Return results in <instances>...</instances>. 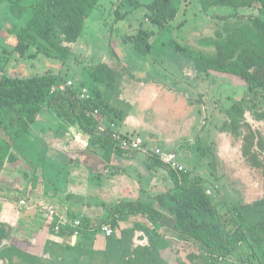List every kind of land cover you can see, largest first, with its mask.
<instances>
[{
  "label": "rangeland",
  "instance_id": "1",
  "mask_svg": "<svg viewBox=\"0 0 264 264\" xmlns=\"http://www.w3.org/2000/svg\"><path fill=\"white\" fill-rule=\"evenodd\" d=\"M38 1L23 0L21 5L32 8ZM133 1L103 0L101 7L97 8L87 20L78 42L68 45L71 48L68 60L52 59L34 49L37 56L34 59L24 60L17 55L11 58L7 74L13 77H30L61 73L66 81L73 82V88L79 92L87 89L88 94L91 95L87 83L92 71L99 64L108 65L117 73V77L115 87L111 89L102 87V98L109 105V117L103 122L110 125L113 120L116 130L142 137L149 149L131 150L127 159L114 157L109 165L99 159L95 164V171L85 170L84 179H80L83 175L82 172H78L69 181H64L67 174L63 165L59 172H49L53 160L47 157L43 158L44 162L42 161L40 168L30 165L36 164V157H32L31 153L44 149L36 137L42 139L44 134L48 132L51 134L54 131L48 128L46 132L35 129L49 125L47 120L53 116L49 113L47 120L39 118L38 123L24 135L28 140L25 147L26 156L21 155L19 164L17 162L15 167L7 168L10 170L4 173L8 175L7 181L3 182V170H0L1 184L7 182L15 187L16 184L22 186L23 183L29 184L33 181L32 185L36 192L40 193L44 190L47 195L58 193L61 197L59 202L63 203L60 210L64 214L69 212L74 216L69 223L84 218L91 226L97 227L122 203L130 205L138 199H143L141 190L146 192L145 195L154 196L173 186L171 175L166 169H151L152 150L160 147L178 155L179 160L190 170V178L200 177L204 180L207 191H210L209 195L214 198L221 213L243 204H253L255 201L263 200L264 173L247 165L242 156L240 140L231 133L223 131V126L228 121L227 109L235 101L243 98L246 92L245 86L243 87L239 79L231 81L217 75L200 76L194 68L193 60L177 52L171 44L175 41L195 51L213 53L210 49L201 48L199 43L203 38L215 37L217 31L224 32L227 27L232 28L237 25V22L229 21L230 26H227L228 23L212 18L213 15L229 14L234 9L218 6L205 14L200 11L197 0H179L180 12L177 19L167 30L159 31L145 18V7L134 8ZM139 1L150 2V0ZM9 3L8 0H0L2 62L7 58L3 52L13 48L15 34L12 33L24 26L25 20L31 16L29 12L22 20L14 19L8 12ZM122 4V10L127 9L132 14L126 20L117 22L110 10L115 11ZM239 11L240 13L254 11L260 14L257 9L243 8ZM260 15L264 16V12ZM140 28L154 32V36L149 39L153 47L148 55H142L134 47L133 37L139 34ZM254 110L264 113V105L260 104ZM3 112L4 115L7 113ZM131 116L136 117L134 120L137 121V128L124 129V119ZM246 118L255 129L264 134V119H258L251 111H247ZM55 133L57 134L56 131ZM0 134L5 135L1 125ZM40 169L45 172L43 175ZM17 172L21 174L20 180ZM45 180L48 182L42 183ZM10 181L13 184L8 183ZM11 191L0 189V193L8 194L9 198L13 195ZM24 192L26 191H20L21 194ZM15 195L19 197H16L18 207L24 208L29 204L25 198H21L22 196ZM47 205L50 204H44L43 207ZM237 212L239 211L235 209L234 214ZM57 213L59 217L47 219L51 220L52 227L56 228L59 225L62 228L64 225L60 217L61 213L59 211ZM242 215L244 219L241 221L239 219V222L244 226L256 224L264 220V205L255 206L253 211L244 210ZM136 221L150 223L139 215L130 216L129 221L121 223V226L129 227ZM38 225L39 222L34 221V225H31L32 230H38ZM115 231L117 235L120 234V230L115 229ZM55 232L58 231L55 229ZM91 232L95 236L100 234L97 231ZM80 235L74 236L78 238L75 239L78 242L81 240ZM138 236L136 238L140 239ZM173 241L176 243L173 247L182 246V242L177 240H171V245ZM146 242L147 239L143 241ZM247 251V255L253 256V251L249 249ZM9 252L7 249L1 252L4 254L3 260L8 264H30L29 259H20V263L14 262V255ZM188 252L191 251L185 250L184 253L182 252L183 255L179 252L175 258L178 260L180 256L185 258ZM87 253L85 251L86 255ZM166 256L169 261L173 260L172 252L170 255L165 254Z\"/></svg>",
  "mask_w": 264,
  "mask_h": 264
},
{
  "label": "trees",
  "instance_id": "2",
  "mask_svg": "<svg viewBox=\"0 0 264 264\" xmlns=\"http://www.w3.org/2000/svg\"><path fill=\"white\" fill-rule=\"evenodd\" d=\"M8 1V12L14 19L22 20L29 12L31 16L25 20L24 26L12 33L15 42L11 50L3 52L7 55L5 61L2 62L0 57V125L5 133L0 134V170L20 162L19 154L26 156L28 140L24 135L39 118L47 120L49 113L53 120L48 129L60 133V128L77 126L90 136L89 152H94V156L102 158L106 164H111L114 157L127 159L131 150L123 149L109 131H98L99 123L109 117V105L102 98V87H115L117 77L108 65L99 64L92 71L87 83L92 98L84 100L76 88L51 93L54 87L67 82L61 73L30 77L7 74L8 64L15 55L24 60L34 59L37 57L34 49L52 59L68 60L71 55L68 45L78 42L87 20L101 7L103 0H39L32 8L21 5L23 0ZM197 1L200 11L205 14L213 7L233 8L229 14L213 15L212 18L228 23L227 26H230L229 21L237 22V25L227 27L224 32L217 31L213 38L201 40L200 47L212 50L211 54L195 51L175 41L171 44L177 52L193 60L200 76L217 75L231 81L239 79L245 86L243 98L227 109L228 121L223 131L240 140L247 165L264 173V134L246 118L247 111H251L258 119H264V113L254 110L260 104L264 105V16L260 15L264 12V0ZM123 4L115 11L110 10L117 22L132 14L127 9L122 10ZM132 5L134 8L144 6L145 18L159 31L167 30L180 12L179 0H150L148 3L134 0ZM243 8L257 9L260 14L254 11L240 13ZM153 36V31L140 28L139 34L133 37L135 49L142 55L150 54L153 45L149 39ZM3 111L7 113L4 115ZM95 112L98 119L89 116ZM111 122L114 124L113 120ZM53 123L57 129L53 128ZM46 129L40 128V131ZM152 158L151 169L163 168L171 175L173 186L170 189L154 196L145 195L146 192L141 190L143 199L130 205L122 203L97 227L83 218L79 230L64 225L58 232L53 226V232L70 239L76 236V231L81 235L87 231L99 233L103 224H109L114 231L120 230L119 235L115 231L111 237H106L105 251L87 255L91 259L101 253L104 259H110H102L100 264H170L165 257L172 246L169 238L193 246L196 252L191 251L185 256L189 264H264V220L248 226L239 222L244 219V210L253 211L255 206L264 205V199L221 213L214 198L207 193L202 178H190V172L177 173L154 155ZM37 160L42 162L43 158L38 156ZM53 208L64 219L71 221L74 218L70 213L64 214L57 207ZM235 209L239 211L237 214H234ZM139 215L150 223L136 221L129 227L121 226L129 221L130 216ZM137 233L143 234L147 245L134 247L133 239ZM248 249L254 252L253 256L247 255Z\"/></svg>",
  "mask_w": 264,
  "mask_h": 264
},
{
  "label": "crops",
  "instance_id": "3",
  "mask_svg": "<svg viewBox=\"0 0 264 264\" xmlns=\"http://www.w3.org/2000/svg\"><path fill=\"white\" fill-rule=\"evenodd\" d=\"M135 118L136 117L131 116L124 119L125 125L123 126V128H137V121L134 120ZM47 121H49L50 126L52 120ZM46 127L48 128V125ZM55 127L56 124L54 128ZM35 129L40 130V128L38 127H36ZM59 130L60 133L57 134H54L55 131H53L54 133L51 132V134H49V132L44 134L42 139L35 136L36 139L40 143H42L44 149H41L40 152H30L32 157H36V164H28L40 168L39 166L42 162H39L37 160V157H47L49 158V160H53L49 168V172H59L61 165H63V169L67 174V178L64 181H69L71 177H75V173L77 174L78 172H82L83 175L85 173V170L92 172L95 171V164L97 163V161L99 159H101V161H104L100 157L96 158L94 156V152H89L88 148L90 136L84 133L77 126L69 125L67 128H60ZM46 131L48 130L46 129L42 132ZM19 156L21 157V154H19ZM113 159L114 158H112V160ZM15 165L10 166L15 167ZM10 166H7L2 171L4 180L3 182L7 181L8 179V175L4 173L10 171L9 169H7ZM40 172H42V175L45 173L44 171H42V169H40ZM17 174L20 180L21 174L19 172H17ZM84 177L85 175H83V177H80V179H84ZM77 180L80 181L78 177ZM46 181L47 180L43 181L42 183H45ZM8 183L13 184V182L11 181ZM32 184L33 181H31L29 184L23 183V189L20 184H16L15 188L14 185L12 187L11 184H7V182L5 184H1L0 182L1 190L10 189L12 190L11 192L13 194L11 195V198H9L10 196H8V194L0 193V264H8L7 261H4L2 258L4 254H1V252L6 249L7 251H10L9 253H11L12 256L14 255V262L18 263L21 262L20 259H29L30 264H33L34 262H37L38 264H81V262H83V264H85V258H88V260L86 261L87 264H100L102 262V259H104L101 253L96 257L93 256L91 259H89L87 255L92 252L105 251L107 238L101 234L95 236L92 234L93 232L87 231L80 236L81 240L78 242V240H75L78 239L77 237H71L70 239H67L64 237V235H59L53 232L51 220L47 219L50 217L43 210V206L44 204L48 203L52 207H57L60 210V207H62L63 204L62 202H59L61 197H59L58 193L55 192L50 193L49 195H47L44 190H42L40 193L38 191L36 192ZM21 190L26 192H24V194H21ZM14 194H17L20 197L22 196L21 198H25L29 204L24 208H21L20 206L18 207L17 198L19 197H17L16 195L14 196ZM20 199L19 201H21ZM9 200H11L13 203H11ZM34 221L39 222V228L38 230L33 231L31 225H34ZM138 235L136 234L133 239L134 247L147 245L148 241L146 243H143V241L146 240L143 234H141L140 236ZM137 236L140 239L136 238ZM169 239L181 242L176 238ZM139 240H141L142 242H139ZM175 244L176 243L173 241L171 250L167 251V254L170 255L171 252L173 254V260H170L169 263L177 264L178 262H180L181 264H189L185 261V258H182L180 256L178 260L175 258V256L179 255V252H181V254L183 255L185 250H193V252H196V250L192 248V245L187 243H182V246L179 245L177 247H173V245ZM68 246L70 247L68 248ZM85 251L88 252L87 255L85 254ZM246 252L248 251L246 250ZM189 253L190 252H188V254ZM104 260L107 259L105 258ZM109 260L110 259H108L107 261Z\"/></svg>",
  "mask_w": 264,
  "mask_h": 264
},
{
  "label": "built area",
  "instance_id": "4",
  "mask_svg": "<svg viewBox=\"0 0 264 264\" xmlns=\"http://www.w3.org/2000/svg\"><path fill=\"white\" fill-rule=\"evenodd\" d=\"M73 88V82L72 81H67L66 83H60L59 86L54 87L51 93L54 92H66L67 89ZM80 98L82 100L84 99H91L92 96L88 94L87 89H83L80 92ZM89 116L97 117V112L93 114H89ZM114 124L111 123L110 125H106L103 121L99 123L98 131L100 133H105V132H110L112 135V138L120 143V146L125 149V150H147L149 149L147 147L146 142L143 140L142 137L140 136H131L127 135L125 133H122L114 128ZM153 155L155 158L160 160L163 164L167 165L177 173H184L187 174L190 172V170L179 160L178 155L175 152L172 151H165L160 147H156L153 149ZM208 194H210V191H207ZM25 204V202H22ZM43 210L47 213V215L50 218H53L55 216L59 217V214L56 212V210L51 206L47 205V207L43 208ZM63 222V225L65 226H73L77 230L79 228H82V220L78 219L75 220L74 222L69 223V220L64 219L62 216H60ZM57 231L60 230V226L57 225L55 228ZM114 229L109 225V224H103L100 227V234L103 235L104 237H111L114 234ZM75 235L78 236L80 235L79 231L75 232Z\"/></svg>",
  "mask_w": 264,
  "mask_h": 264
}]
</instances>
